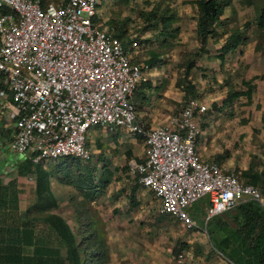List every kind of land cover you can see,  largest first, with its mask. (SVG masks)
Returning <instances> with one entry per match:
<instances>
[{
    "label": "crops",
    "instance_id": "obj_1",
    "mask_svg": "<svg viewBox=\"0 0 264 264\" xmlns=\"http://www.w3.org/2000/svg\"><path fill=\"white\" fill-rule=\"evenodd\" d=\"M195 1L100 0L97 20L113 28L131 63L147 66L145 79L132 94L138 120L146 127L158 126L177 114L187 97L196 98L207 106L195 144L199 156L234 168L239 179L256 186L264 199V45L250 21L251 5L231 0L219 16L224 23L201 42ZM136 2L141 6L133 9ZM232 29L242 38L224 52L221 46ZM0 131L1 160L9 150L4 143L9 133ZM87 146L97 158L84 173L94 182L108 180L93 199L85 198L84 233L100 249L90 264H228L221 254H264V206L256 201L245 199L205 218L204 196L187 207L195 226L186 228L178 219L157 213L152 195L138 184L136 173L128 171L129 161L141 159L140 136L124 127L112 133L94 128L88 131ZM26 160L11 164L20 167ZM10 167L6 165L0 179ZM30 175L35 181V174ZM56 204L58 208L57 199ZM23 227L32 228L19 226L18 240L9 243L19 241ZM41 228L32 229L45 237L48 228L44 224ZM51 239L57 245L52 234ZM178 254L186 256L177 261Z\"/></svg>",
    "mask_w": 264,
    "mask_h": 264
},
{
    "label": "built area",
    "instance_id": "obj_2",
    "mask_svg": "<svg viewBox=\"0 0 264 264\" xmlns=\"http://www.w3.org/2000/svg\"><path fill=\"white\" fill-rule=\"evenodd\" d=\"M100 0H0V128L14 153L34 163L90 159L88 131L124 127L143 141L140 161L127 163L156 201L155 211L195 222L184 208L206 196L205 218L250 199L260 190L234 168L204 161L196 151L207 106L187 97L177 114L146 127L132 94L147 66L131 63L113 28L97 20ZM134 43V42H133ZM186 254H178L181 261Z\"/></svg>",
    "mask_w": 264,
    "mask_h": 264
},
{
    "label": "trees",
    "instance_id": "obj_3",
    "mask_svg": "<svg viewBox=\"0 0 264 264\" xmlns=\"http://www.w3.org/2000/svg\"><path fill=\"white\" fill-rule=\"evenodd\" d=\"M42 1V0H41ZM231 0H196L197 7L196 32L199 40L204 41L206 36L214 35L215 29L224 22L219 16L222 9L230 4ZM260 2L259 5L257 2ZM251 6L254 5L256 15L254 24L258 28H264V0H257L252 3L251 0H245ZM153 12V11H152ZM162 22V20H160ZM242 35L237 29H232L227 33L221 49L225 52L234 48L241 40ZM65 159V158H64ZM72 159V158H69ZM64 162V161H63ZM65 163V162H64ZM61 169L68 170V165L60 164ZM33 172L35 174L34 181V197L30 206H35L38 211L43 213L36 218L38 222L47 226V236H36L32 228H20V238L17 243H9L4 239L3 226L0 225V264H88L87 249L80 250L79 241L72 232L68 223L58 214L52 211L56 208V198L49 188L48 173L40 169H35L29 160L20 166L21 170ZM107 177L97 178L96 182L92 180V175L87 173L77 174L74 183L75 188L81 192L86 199H93L102 187L107 183ZM5 206L8 221L6 224H16L15 215L17 207V199L14 190H7L0 187V210ZM51 234L56 238L57 245L50 242ZM259 233H257V236ZM260 236V235H259ZM255 244L259 247L258 238ZM90 260L92 254L100 252L99 246L92 242L88 244ZM61 249H65V257L61 256ZM257 264H264V254H252Z\"/></svg>",
    "mask_w": 264,
    "mask_h": 264
},
{
    "label": "rangeland",
    "instance_id": "obj_4",
    "mask_svg": "<svg viewBox=\"0 0 264 264\" xmlns=\"http://www.w3.org/2000/svg\"><path fill=\"white\" fill-rule=\"evenodd\" d=\"M240 1L243 2L242 0ZM240 1L237 0V3L241 4ZM251 1L252 3L257 2V0H251ZM48 2L55 4L56 0H42L43 7ZM259 3L260 2L258 1L257 4L259 5ZM142 4L144 5L145 8L148 7V4L145 2ZM138 6H141L140 3L137 2L132 3L133 9H135ZM160 6L163 7L162 4ZM250 8H251V10L249 11L250 12L249 15H251L250 21L254 22L256 10L254 8V5L251 6ZM243 16L247 17V13L244 12ZM244 24L245 21L243 22L241 21V26ZM256 28H257L256 34L259 37V42L262 45H264V28H258V27ZM0 134L2 136L3 133ZM7 151L8 152L0 160V173L3 172L6 165L9 164L11 167L10 170L8 171V174L0 179L1 180L0 187L6 188L8 191L14 190L16 194L17 207H16L15 215L17 218V223L14 225L13 224L10 225L8 223L6 224L8 219L6 216L5 206L3 205L0 210V225L3 226L4 239L7 242H15L16 240H18L19 226H28V227L30 226L36 232H40L41 230H43L41 228V225L43 224L38 222L36 218L44 214L38 211L35 206H30L34 197V179H32V176L30 175L32 172H28L24 169L20 171L19 170L20 167H18V164H16L17 167L12 166L11 164L23 160V158H25L24 156L25 154H17L10 150ZM96 158L97 157L93 156L92 153L89 161L87 162H80L78 160L69 159V158L59 159L57 161L58 163H52V162L47 163L45 168H43L44 164L42 163L32 162V165L33 167H35V169H40L44 172L47 171L49 188L59 203L58 208H56L52 212L60 214L71 225V227L73 228V232L76 235L77 241H79V244H81L80 250H82L83 248L87 249V253L86 255H84V257H87L88 264H90V262L92 261V259L90 260L91 251L89 250L88 247L89 246L88 244L90 243V237L88 234L85 236L84 232L86 229L85 227L86 225L83 221L85 219L84 215L88 205H87V200H85V198L81 196V192L75 188L74 183L76 181V175L83 174L85 170L87 171L91 169L90 162L93 163ZM20 163L23 164V162ZM58 164L68 165V170L65 169L64 171V169L63 170L60 169V166ZM206 207H205L204 215L206 214ZM184 212L189 216L187 212V207L184 208ZM94 239L95 238H93V240ZM49 240L50 242L52 241L51 238ZM61 253H63L61 254V256L65 257V249H61ZM221 255L228 261L227 262L228 264H257V261L252 254H221Z\"/></svg>",
    "mask_w": 264,
    "mask_h": 264
}]
</instances>
